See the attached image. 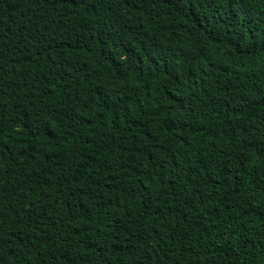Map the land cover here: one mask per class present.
Here are the masks:
<instances>
[{
    "label": "trees",
    "instance_id": "obj_1",
    "mask_svg": "<svg viewBox=\"0 0 264 264\" xmlns=\"http://www.w3.org/2000/svg\"><path fill=\"white\" fill-rule=\"evenodd\" d=\"M93 4L0 0L4 139L15 153L0 165V218L12 241L0 245V264H264V154L256 155L264 148V0H215L195 17L165 0ZM201 47L209 55L198 61L203 72L190 62ZM76 96L88 107H77ZM73 107L92 123L67 127ZM37 111L60 139L48 138L32 160L16 142H31L19 133ZM181 152L182 170L168 164L144 188L132 184L131 168L151 171L149 154L183 161ZM237 155L251 160L240 166ZM121 163L131 194L119 181L104 187ZM89 174L100 181L96 196L113 204L92 211L99 200L73 192ZM181 187L184 196L174 198ZM149 198L155 215L145 218ZM116 200L118 215L105 216ZM30 239L36 247L25 246Z\"/></svg>",
    "mask_w": 264,
    "mask_h": 264
},
{
    "label": "snow or ice",
    "instance_id": "obj_2",
    "mask_svg": "<svg viewBox=\"0 0 264 264\" xmlns=\"http://www.w3.org/2000/svg\"><path fill=\"white\" fill-rule=\"evenodd\" d=\"M34 2L39 3V0H34ZM63 2H68V0H63ZM73 3H75V0H72ZM119 2L124 5L127 6L129 8L131 7H137L139 8L140 6H142L143 4H145L146 2H152L155 3V0H119ZM166 3L172 5V6H176L179 5L180 8L179 10L184 13L185 15H192L193 17L196 16V12L198 8H204L210 4H215V0H165ZM243 2V0H242ZM80 5L84 6L85 9L89 8V7H94L93 4V0H80ZM109 10H111V6H109ZM197 21L194 20V23H196ZM205 31H211V26H209L208 29H205ZM230 35V34H229ZM229 43H231V41H228ZM217 43H223V41H217ZM0 47H6V45L4 46H0ZM252 47H255V44L252 45ZM46 50L50 51V46H48L46 48ZM239 51V49H238ZM3 56V52L0 51V57ZM203 58L204 60H208L209 59V55H208V50L204 47H201L200 50L198 52H194L191 57H190V62L192 64H196V66L199 68L200 71H204V66L202 64H199L198 61ZM48 59L51 60L50 57H48ZM18 62V61H17ZM51 63L53 65H55L57 63V61L55 60H51ZM213 68H216L215 64L211 65ZM3 71V65L0 64V72ZM189 74L192 73V69L189 68L188 69ZM6 74V73H5ZM205 75H207V73H204ZM173 79H179L178 75H173ZM97 94H100L101 92H103V87H98L95 89ZM120 91V89H117V92ZM115 95V93H113ZM3 96H4V92L2 90H0V165H3L5 163V160H14L15 159V153L13 152V148L11 146H9L4 137H5V132H4V124L6 122L5 117H6V109L8 107V105L4 102L3 100ZM72 98L69 97V100H71ZM91 99V98H90ZM75 100L79 102V104L77 105V107L79 105H83V107L87 108L88 107V103L84 100H81L79 96L75 97ZM227 103V102H226ZM97 107H99V105H97ZM107 107L111 108L112 107V102L109 100ZM103 113L101 112L100 115H102ZM69 120L71 121V124L67 125V127H71L72 125L76 124L77 122H81V123H86V124H91L92 120L91 119H85L84 116L80 113H78L76 111V108L73 107L72 110L70 112L67 113ZM61 123H63V121H61ZM239 123V121L237 122ZM173 127H175V125H173ZM58 131V129H53L50 125V123L41 115V113L39 111H37L35 118H30V123L29 125L26 126V131L19 133V135L24 136V137H31L32 140L29 143L27 140H21V141H17L16 143L19 145V147L16 149L17 152H20L21 155L24 156H29L30 159L35 160L36 156L38 154H40V146L43 145L45 143V141L48 138L54 139V140H59L60 137L56 135V132ZM243 131L246 132H251L252 128H245L243 129ZM235 135V134H234ZM41 137H44L45 139L42 140ZM12 137L9 135L8 139H11ZM60 147H62V145H60ZM77 152L79 151L78 149L76 150ZM167 151V149H166ZM5 152L10 153L9 156L5 157ZM31 153V155H30ZM260 154H264V148H260L257 150L256 155L259 156ZM150 155V159L148 164L145 166L146 169L150 168L151 171H140L139 169L133 167L131 168V172H136L137 178L132 182V184L135 185H139L141 186V188H144V180L145 179H150L154 174L155 175H164L167 173V165L171 164L172 167L174 169H181V165L182 163H187V156L188 153L187 152H181L180 155L182 157H184L185 159L183 161L181 160H177L175 159V157H173V159L167 160V159H158L155 156ZM235 161H238L240 166L244 165V161L245 160H251V157H244L241 155H237L236 157H234ZM233 161H229V163H232ZM85 165L84 164H77L75 165V167L77 168V170H79L80 168H83ZM219 166V165H218ZM72 165H70L69 167V171L71 170ZM225 170L228 172V175H232V170L231 169H227V166L224 165ZM205 168H207V165H205ZM120 169H123V173L121 174ZM182 170V169H181ZM109 175L107 177H105V180L107 181L104 184L105 188H109L111 189L113 187V184L116 181H119V185H116L118 188L121 189V191L125 194H131L133 192H135V187H133L131 184L128 183V181H126L123 177H128L130 175L129 172V165L127 163H121L119 165L118 168H109ZM6 170L2 167H0V175L5 174ZM236 172V179L240 180V167H237L235 169ZM115 173V174H112ZM83 174V173H81ZM75 178V177H74ZM100 183L99 180L93 179L92 175L89 174L87 177V182L84 183L83 185H77V187L73 190L74 193H80V195L86 197V198H90L93 200H99V203L92 209V211H95L96 208H100V209H104L107 207V205H111L113 204V201L111 199L105 200L104 197L101 195L99 197L96 196V189L93 188V185H98ZM169 183H174L173 181H169ZM215 183L219 184V181H216ZM241 183V187H243V180H240ZM62 186V185H61ZM229 187L231 188V185H229ZM233 191H237L239 192V189H232ZM187 191L186 189H183L181 187V190L179 192H174V198L175 197H179V196H184V192ZM230 194V193H229ZM209 199V196L206 193H201L200 194V202L204 203L206 200ZM144 204V215L145 218H147V216L149 215H155V213H153L151 211V198H149L148 200H145L143 202ZM121 208V202L120 200H116L115 201V207L109 209L107 212L103 213L105 216L108 217H114L118 215V210ZM175 210V209H174ZM9 211H13V209H10ZM26 212H30V209H25ZM211 211V210H210ZM2 215V214H0ZM18 215V213H17ZM84 215L89 219H95V217H93L91 215V212L89 211H85ZM238 218V217H237ZM106 227H111V225H106ZM92 229L85 226L82 228V231L84 232H90ZM99 230V229H97ZM140 230H143V225H140ZM152 231L156 232V236H155V243L156 244H161L163 241V235L157 231L155 228L152 229ZM109 235H111V233H109ZM11 234H6L4 232V225H3V219L0 218V245H4V244H10L11 241ZM142 238V237H141ZM88 239H90V237H88ZM114 239L119 240V237H115ZM80 243L84 242V238H81V240L79 241ZM25 246H31V247H36V244H34L32 242V240L30 239L27 244ZM91 246V245H89ZM106 247H108V245H106ZM149 247H151V243H149ZM162 249L157 248V249H153L154 252H158L161 251ZM150 259V257H148ZM65 260H67V257H64ZM69 264H71V262L69 261Z\"/></svg>",
    "mask_w": 264,
    "mask_h": 264
}]
</instances>
